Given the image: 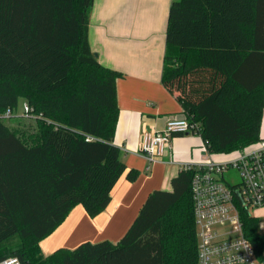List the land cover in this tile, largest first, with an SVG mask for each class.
<instances>
[{
	"label": "trees",
	"instance_id": "16d2710c",
	"mask_svg": "<svg viewBox=\"0 0 264 264\" xmlns=\"http://www.w3.org/2000/svg\"><path fill=\"white\" fill-rule=\"evenodd\" d=\"M93 6L94 0H0V262L197 264L193 170H182L171 192H152L118 243L42 253L40 243L78 205L90 218L103 213L126 171L114 144L124 74L91 50ZM9 34L37 51L18 56L4 43ZM161 81L184 118L198 125L207 154L236 155L258 144L264 0H173ZM26 115L33 122L21 123ZM127 178L134 182L138 173ZM244 221L260 249L259 221Z\"/></svg>",
	"mask_w": 264,
	"mask_h": 264
},
{
	"label": "crops",
	"instance_id": "0c3cea01",
	"mask_svg": "<svg viewBox=\"0 0 264 264\" xmlns=\"http://www.w3.org/2000/svg\"><path fill=\"white\" fill-rule=\"evenodd\" d=\"M171 2L94 0L91 50L100 64L124 74L117 81L120 113L114 144L120 149L126 171L115 185L106 210L90 218L82 205L75 207L65 222L40 243L44 256L60 248L76 249L85 242L118 243L152 192H171L172 180L184 166L208 159L194 150L199 147L196 138L185 139L189 135L176 136L172 153L154 162L140 152L144 132H160L169 119L184 118L180 103L161 81ZM133 170L138 178L131 182L127 175Z\"/></svg>",
	"mask_w": 264,
	"mask_h": 264
},
{
	"label": "built area",
	"instance_id": "2783aa9c",
	"mask_svg": "<svg viewBox=\"0 0 264 264\" xmlns=\"http://www.w3.org/2000/svg\"><path fill=\"white\" fill-rule=\"evenodd\" d=\"M28 111V107H26ZM11 113L5 114L9 118ZM198 125L187 119H169L156 133L144 132L140 152L154 162L172 153L176 136L198 134ZM193 170L192 195L198 238L197 264H264V223L255 210L264 209V139L220 164L209 162L184 166ZM237 171L240 181H227L226 174ZM245 217L259 221L255 240L245 231ZM231 227V231L227 228ZM0 264H19L9 258Z\"/></svg>",
	"mask_w": 264,
	"mask_h": 264
},
{
	"label": "rangeland",
	"instance_id": "374dc122",
	"mask_svg": "<svg viewBox=\"0 0 264 264\" xmlns=\"http://www.w3.org/2000/svg\"><path fill=\"white\" fill-rule=\"evenodd\" d=\"M4 43L6 45H8L15 54H17L18 56H21L25 59L29 58V56L31 54H33V52L37 51L36 47H34L33 44H29V43L25 42L19 36L14 35V34H9L7 36V38L4 40ZM22 110H23V105L21 103L19 106V112L21 113ZM34 119L35 118L32 115H26V117L22 118L21 123H24V122L29 123V121L33 122ZM16 122L17 121H11L10 125L14 126L13 124H15ZM189 137L190 138H196L197 142L199 143L198 144L199 147H197L194 150L196 152H198L200 156H202V153L203 154L205 153V156L208 158L209 162H214L215 164H220V163H224V162H228V161L232 160L233 157L235 156V154H229V155L211 154V155H209L206 153V149L204 148L202 138L199 134L189 135L188 137H185V139L189 138ZM261 137H262V139H264V124L262 125V129H261ZM230 178L236 183H238L240 181L239 173L237 171H234V170H232L230 174H226V180L228 181ZM254 213L256 215L260 216V222L264 223V209L255 210ZM231 230H232L231 227L227 228V231H231Z\"/></svg>",
	"mask_w": 264,
	"mask_h": 264
},
{
	"label": "water",
	"instance_id": "95a60500",
	"mask_svg": "<svg viewBox=\"0 0 264 264\" xmlns=\"http://www.w3.org/2000/svg\"><path fill=\"white\" fill-rule=\"evenodd\" d=\"M205 154V153H204Z\"/></svg>",
	"mask_w": 264,
	"mask_h": 264
}]
</instances>
